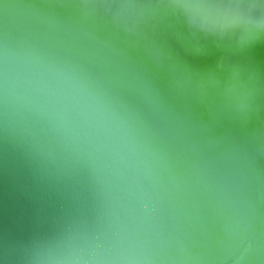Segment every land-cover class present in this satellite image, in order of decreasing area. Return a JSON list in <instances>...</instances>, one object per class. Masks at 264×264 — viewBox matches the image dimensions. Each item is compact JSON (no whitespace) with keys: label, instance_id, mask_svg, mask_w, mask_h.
I'll return each mask as SVG.
<instances>
[{"label":"water","instance_id":"water-1","mask_svg":"<svg viewBox=\"0 0 264 264\" xmlns=\"http://www.w3.org/2000/svg\"><path fill=\"white\" fill-rule=\"evenodd\" d=\"M0 264H264V0H0Z\"/></svg>","mask_w":264,"mask_h":264}]
</instances>
